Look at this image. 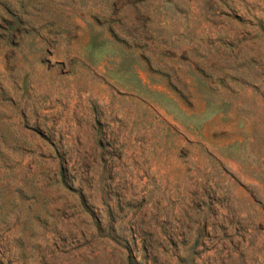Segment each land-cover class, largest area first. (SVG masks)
I'll return each mask as SVG.
<instances>
[{"label":"rangeland","instance_id":"obj_1","mask_svg":"<svg viewBox=\"0 0 264 264\" xmlns=\"http://www.w3.org/2000/svg\"><path fill=\"white\" fill-rule=\"evenodd\" d=\"M0 264H264V0H0Z\"/></svg>","mask_w":264,"mask_h":264}]
</instances>
